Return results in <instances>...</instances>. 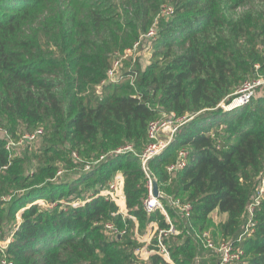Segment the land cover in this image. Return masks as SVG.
I'll list each match as a JSON object with an SVG mask.
<instances>
[{
    "label": "trees",
    "instance_id": "1",
    "mask_svg": "<svg viewBox=\"0 0 264 264\" xmlns=\"http://www.w3.org/2000/svg\"><path fill=\"white\" fill-rule=\"evenodd\" d=\"M168 8L173 13L166 19ZM154 26L156 39H143ZM138 42L153 51L146 68L142 56L125 60L121 70L130 74L117 79L118 70L106 84L117 55ZM260 73L264 0H0V240L13 237L7 258L13 264H138L135 223L114 216L116 204L95 195L122 171L127 209L141 229L153 222L170 227L159 212L146 213L149 192L137 156L117 152L130 145L143 151L150 123L174 114L184 125L151 162L159 189L192 206L189 220L168 208L176 229L189 236L168 244L174 263L218 264L213 251L211 263L195 259L196 234L209 232L219 213L227 216L222 242L244 251L237 264L245 258V264H264V194L257 200L264 182V97L223 110L222 134L213 136L218 125L207 124ZM132 77L134 85L124 81ZM38 130L40 149L28 146L16 158L6 150L9 138L17 143ZM180 148L189 151V166L171 174ZM57 161L79 178L59 177ZM90 191L83 206L48 209L38 202ZM252 217L257 231L239 243ZM108 223L125 233L111 237ZM151 264L169 263L155 255Z\"/></svg>",
    "mask_w": 264,
    "mask_h": 264
},
{
    "label": "built area",
    "instance_id": "2",
    "mask_svg": "<svg viewBox=\"0 0 264 264\" xmlns=\"http://www.w3.org/2000/svg\"><path fill=\"white\" fill-rule=\"evenodd\" d=\"M173 13L171 8H168L164 11L163 16L168 19ZM157 30L156 26L151 29L148 34L143 38L147 41L151 39H156ZM141 46V42L134 44L132 48L125 50L123 55H117V58L114 61L113 67L108 74V80L113 82L116 72L123 67V61L121 56H124L126 59L134 56V52L139 50ZM264 85V79H259L253 82L246 83L243 88H241L233 97L231 102H224L221 104V108L223 110L229 111L245 107L250 104L253 100L256 89L260 86ZM173 118L167 122L165 119L160 118L156 121L150 123L148 129V139L149 143L147 147L140 154H136L137 158L141 161V169L145 175L146 185L148 187L149 198L145 201V210L148 215H153L159 212L170 225L168 229H161L157 222H153L150 225V234L155 235L154 239L148 240L147 244L143 246V248H139L134 252V255L137 259L138 264H151V258L155 255L160 256L165 262L169 264H175L167 241L169 240V236L180 235L181 232L176 229L174 226L171 217L168 212V208L177 210L178 216L182 218H186L189 220L191 218L192 206L187 203H183L179 199L165 197L162 198L161 190L159 189V198L157 199L153 194L154 183L158 184V179L155 173L152 170L151 162L156 158L160 157L165 153V151L169 148V143L164 144L160 139V130L164 128H172L174 127L173 133L179 131L180 127L184 125L183 120H176V116L171 114ZM170 116V117H171ZM1 131V129H0ZM43 135L42 130H38L32 134L24 135L17 143L9 138L8 143L6 145V150L12 154V157H15L14 152L18 146L26 145L35 142ZM118 154H126L133 153L134 150L131 146L120 149ZM177 160L171 166L168 167V172L174 174L180 170L186 169L189 166L190 153L186 149H181L177 152ZM135 155V154H134ZM77 158V156H74ZM113 179V178H112ZM159 187V185H158ZM97 197L106 196L105 198L108 201L114 202L118 207V211L114 213V216H122L123 220H131L136 225V232L138 231L139 223L138 219L133 216L127 209L126 203V193H125V179L123 175H118L116 180H113L109 185V190H99L98 194L95 195ZM94 196V197H95ZM82 205L86 204V202H81ZM80 205L79 203L75 206ZM252 210V208L250 209ZM108 234L111 237H121L125 231H119L114 224L108 223L106 225ZM255 229V221L253 217L250 218L248 224L246 225L244 233L239 237L238 242L241 243L245 241L247 235L250 231ZM197 239H199L204 246L213 251L219 257L218 264H237L240 262L244 256V251L242 249L236 248L233 243L221 242L217 244L211 234L209 232H204L202 234H196ZM13 240V237H9L8 240L2 241L0 240V260L1 264H13L7 256L6 252L9 247V244ZM150 239V238H149Z\"/></svg>",
    "mask_w": 264,
    "mask_h": 264
},
{
    "label": "rangeland",
    "instance_id": "3",
    "mask_svg": "<svg viewBox=\"0 0 264 264\" xmlns=\"http://www.w3.org/2000/svg\"><path fill=\"white\" fill-rule=\"evenodd\" d=\"M248 10V8H243V9H241V10H239V14L240 13H242V12H246ZM181 50V49H180ZM180 50H179V52H180ZM182 51V50H181ZM151 54H153V51L151 52V49H150V44L149 43H147V44H145L144 46H142L141 47V49H139V50H137V51H135L134 52V56L133 57H131V58H128V59H126L124 56H121V59H122V61L124 62L125 60H135V59H137L138 57H140V56H142V59L140 60V62H141V66H142V70H144L145 68H146V66L148 65V63H149V60H150V55ZM134 63H136V62H134ZM134 63H132V65H131V68L132 67H134ZM123 68V67H122ZM121 68V69H122ZM119 70L118 72V75H117V79L118 78H122L121 77V75L122 74H127V75H129L130 74V72L129 71H122V70ZM126 76V75H125ZM260 77L261 78H258V79H256V80H259V79H264V73L263 74H261L260 73ZM256 80H253V79H248V80H246V81H244L241 85H240V88L238 89V91L241 89V88H243V86L246 84V83H248V82H253V81H256ZM116 81V75H115V78H114V80H113V82H111L110 80H108L107 82H106V84H109V83H114ZM126 83H128L129 82V84L130 85H134V83L136 82V80H135V78L134 77H132V78H127V79H125L124 80ZM126 83H124V85L123 86H128ZM256 93H255V96H254V98H253V100H257V99H260V98H262V97H264V85L263 86H260V87H258L256 90ZM121 92H123V91H121ZM120 92V93H121ZM128 91H124L123 93H127ZM233 99V98H232ZM229 102H231V101H229ZM229 102H227V103H229ZM222 111H223V109H221ZM228 111H226V110H224L225 112H229V109H227ZM222 112V114H221V116H217L218 114H219V112H221V111H219V112H216L217 114H216V116L217 117H213L214 115L212 114V113H210V116H212L213 118L211 119V120H209L208 122H207V124H215V125H218V127H212L211 128V130L212 131H214L213 132V136H215L216 134L218 135L219 133L220 134H222L223 132H224V129L225 128H227V124H225V125H221L220 123L223 121V119H225V112ZM171 115H169V114H163V115H160V118H163V119H165V121H167V122H169L172 118H173V116H171ZM232 116H227L226 117V119H228V118H231ZM227 123V122H226ZM214 125V126H215ZM181 128V127H180ZM218 129V130H217ZM173 130H174V127H172L171 129L170 128H164V129H161L160 130V136L162 137L161 139H160V141H162L164 144H170L169 145V147L175 142V137H176V135H177V133L179 132V131H177V132H175V133H173ZM216 130H217V132H216ZM211 132V131H210ZM43 143H44V139L43 138H41V139H38V140H36L35 142H33V143H31V144H28V145H22V146H18L17 148H16V150H15V152H14V155H15V157L14 158H16V157H18V156H24L25 155V151L27 150V148H28V146H30L31 148H33V150H38V149H40L41 147H42V145H43ZM131 147H132V149L134 150V154H135V156H137L141 151H138V149H136V147H134V146H132V145H130ZM181 149H183V148H180V149H177L178 151L179 150H181ZM166 151H168V149L166 150ZM165 151V152H166ZM177 151V152H178ZM142 153V152H141ZM140 153V154H141ZM127 154V153H126ZM137 154V155H136ZM118 155H124V154H118ZM138 160H139V164L141 165V161H140V159L138 158ZM55 164V166H57L59 169V171H61L59 174H60V176L59 177H63V180H66V182H71V181H73V180H75V179H77V178H79V173L76 171V170H74V169H69V167H67L65 164H62V162H59V161H57V162H55L54 163ZM118 175H123V172L121 171V172H118V173H116L114 176H113V179H111L109 182H108V184L106 185V186H102V187H100L99 185H98V190H109V185H110V183L113 181V180H116L117 179V177H118ZM68 190V189H67ZM160 190H161V196H162V198H165V197H169V195H166V193L160 188ZM69 191V190H68ZM259 193H260V195L257 197V200H261V198L263 197L262 195L264 194V182L262 183V185L259 187ZM21 194V193H20ZM92 195H93V193L90 191V193L89 192H83L82 194H77V195H73V194H71V195H66V196H64V197H62L63 199H59V197H56V198H58V199H56V201L54 202V203H48L47 201H44V200H40V201H38L39 202V204L41 205V207L42 208H48V209H52V208H57V209H59V208H63L64 206H66L67 204H69V205H71V206H75L76 204H80V205H78V206H83L82 204H81V202H87L86 200H91V198H92ZM97 198H99V197H97ZM100 198H103V199H105V198H107L106 196H101ZM85 205V204H84ZM75 207H77V206H75ZM255 215V213H254V211H253V213H251V216H254ZM250 216V217H251ZM18 219H17V221L18 222H20L21 221V217H20V215H18V217H17ZM175 219H176V217H175ZM171 220H172V222H173V220L174 219H172V217H171ZM226 220H227V216L226 215H220L219 213H216V214H214L212 217H211V219H210V222L207 224V229H208V231L210 232V234H212L213 236H214V238H215V240H216V242H219V243H221L222 242V234H221V232H220V226H221V224H223L224 222H226ZM249 222V221H248ZM113 224V223H112ZM150 225H151V223H148L147 224V226L142 230L141 229V227L139 226L138 228V231L136 232V233H134L133 235H132V241L133 242H135L136 244H138L136 247L134 246V252L137 250V249H139V248H143V246H145L146 244H147V241L148 240H153L154 239V237H155V235H153V234H150ZM247 225V224H246ZM245 226V225H244ZM242 228H244L243 226L240 228V229H242ZM246 228V227H245ZM245 228H244V231H245ZM178 230V229H177ZM244 231H243V233H244ZM257 230H256V228L253 230V231H250V233L247 235V239H249V238H251L253 235H254V233L256 232ZM242 233V234H243ZM182 234V233H181ZM180 234V235H181ZM179 235V236H180ZM179 236L178 235H174V236H169V240L167 241L168 242V244L171 246V244H172V240L173 239H175L176 241H175V243H178V244H183L186 240H187V237H189V236H182L180 239H179ZM222 236V237H221ZM150 238V239H149ZM12 240V239H11ZM199 240V239H198ZM226 242H228V243H231V240H227ZM199 243H200V245L201 246H197V253H199L198 255H197V257H196V259H195V261H197V262H204V261H207V260H210V263H211V259H209L208 258V256H211L212 254H209L210 253V251L211 250H209V249H207L205 246H204V244L199 240ZM219 243H217V244H219ZM247 259L245 258V260L244 261H242L243 262V264H245ZM241 262V261H240ZM151 263V262H150ZM213 264V263H212ZM242 264V263H241Z\"/></svg>",
    "mask_w": 264,
    "mask_h": 264
},
{
    "label": "water",
    "instance_id": "4",
    "mask_svg": "<svg viewBox=\"0 0 264 264\" xmlns=\"http://www.w3.org/2000/svg\"><path fill=\"white\" fill-rule=\"evenodd\" d=\"M153 194H154V196H155L157 199H160V198H159V187H158V184H156V183H154Z\"/></svg>",
    "mask_w": 264,
    "mask_h": 264
}]
</instances>
